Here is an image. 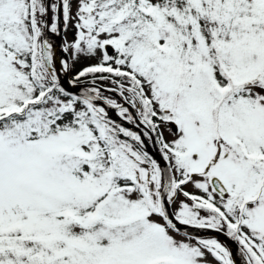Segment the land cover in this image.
I'll return each mask as SVG.
<instances>
[{"label": "snow or ice", "instance_id": "snow-or-ice-1", "mask_svg": "<svg viewBox=\"0 0 264 264\" xmlns=\"http://www.w3.org/2000/svg\"><path fill=\"white\" fill-rule=\"evenodd\" d=\"M0 264H264V0H0Z\"/></svg>", "mask_w": 264, "mask_h": 264}, {"label": "trees", "instance_id": "trees-1", "mask_svg": "<svg viewBox=\"0 0 264 264\" xmlns=\"http://www.w3.org/2000/svg\"><path fill=\"white\" fill-rule=\"evenodd\" d=\"M88 63H94V61L89 62V61H83L82 60L80 64H77L73 67V72L77 71L78 69L82 68L83 66H86Z\"/></svg>", "mask_w": 264, "mask_h": 264}, {"label": "water", "instance_id": "water-1", "mask_svg": "<svg viewBox=\"0 0 264 264\" xmlns=\"http://www.w3.org/2000/svg\"><path fill=\"white\" fill-rule=\"evenodd\" d=\"M57 42H59V41H57ZM112 114V116H113V119H116L118 122H120L115 116H114V112H112L111 113ZM122 123V122H121ZM126 127H129V128H132L133 126H130V125H125ZM133 130H136V129H133ZM150 151H151V149H150ZM221 239H223V238H221ZM233 247V249H235V245H233L232 246ZM237 258V257H236ZM239 259V258H238Z\"/></svg>", "mask_w": 264, "mask_h": 264}, {"label": "rangeland", "instance_id": "rangeland-1", "mask_svg": "<svg viewBox=\"0 0 264 264\" xmlns=\"http://www.w3.org/2000/svg\"><path fill=\"white\" fill-rule=\"evenodd\" d=\"M73 11H75V5H73ZM69 39H71V29L69 30ZM69 56H70V53H69ZM166 135H167V133H166ZM169 139H171V137H168ZM189 190H191V189H189ZM178 238H180V237H178Z\"/></svg>", "mask_w": 264, "mask_h": 264}]
</instances>
